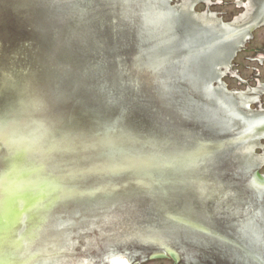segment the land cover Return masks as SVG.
<instances>
[{"label": "snow or ice", "instance_id": "snow-or-ice-1", "mask_svg": "<svg viewBox=\"0 0 264 264\" xmlns=\"http://www.w3.org/2000/svg\"><path fill=\"white\" fill-rule=\"evenodd\" d=\"M124 264H126V262H124Z\"/></svg>", "mask_w": 264, "mask_h": 264}]
</instances>
